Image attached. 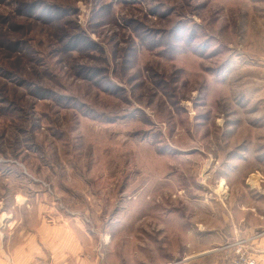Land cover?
I'll return each instance as SVG.
<instances>
[{
    "label": "rangeland",
    "instance_id": "obj_1",
    "mask_svg": "<svg viewBox=\"0 0 264 264\" xmlns=\"http://www.w3.org/2000/svg\"><path fill=\"white\" fill-rule=\"evenodd\" d=\"M237 184L264 200V0H0L5 247L71 219L98 264H167Z\"/></svg>",
    "mask_w": 264,
    "mask_h": 264
},
{
    "label": "crops",
    "instance_id": "obj_2",
    "mask_svg": "<svg viewBox=\"0 0 264 264\" xmlns=\"http://www.w3.org/2000/svg\"><path fill=\"white\" fill-rule=\"evenodd\" d=\"M235 189L239 198H228L216 204L214 215L219 218V225L204 227L201 222L200 231H205L199 237L201 244L194 248L184 245L182 250L178 248L174 252L169 250L172 257L167 264H232L235 247L221 245L230 240L242 242L247 252L264 264V200L251 198L244 184H237ZM46 220H39L33 230L16 229L18 239L9 248L5 247L6 238L2 236L0 255H8L7 264H33L41 257H50L53 264H98L100 253H97L95 241L88 237L78 221ZM176 255L181 257L175 258Z\"/></svg>",
    "mask_w": 264,
    "mask_h": 264
},
{
    "label": "built area",
    "instance_id": "obj_3",
    "mask_svg": "<svg viewBox=\"0 0 264 264\" xmlns=\"http://www.w3.org/2000/svg\"><path fill=\"white\" fill-rule=\"evenodd\" d=\"M35 264H53V262L49 259H41ZM234 264H261V260L253 255H250L248 252L246 253V251L244 250L242 252H238V256Z\"/></svg>",
    "mask_w": 264,
    "mask_h": 264
}]
</instances>
